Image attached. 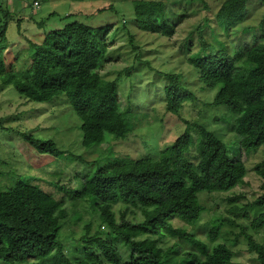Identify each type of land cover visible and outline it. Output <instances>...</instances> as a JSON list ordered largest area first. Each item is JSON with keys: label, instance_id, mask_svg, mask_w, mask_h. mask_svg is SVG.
<instances>
[{"label": "trees", "instance_id": "trees-1", "mask_svg": "<svg viewBox=\"0 0 264 264\" xmlns=\"http://www.w3.org/2000/svg\"><path fill=\"white\" fill-rule=\"evenodd\" d=\"M255 2L264 6V0ZM32 3L38 6L36 0ZM251 3L252 0H223L216 14L218 27L233 34L249 35L250 44L227 51L207 44L201 37L199 51L189 56L187 63L195 69L202 89L216 90L211 106H224L234 117L239 150L254 153L262 147V160L254 170L264 182V13L257 25H244ZM134 15L135 28L165 37L174 34L175 25L166 20L161 1H135ZM125 30L129 39L134 37L127 27ZM101 31L71 22L45 34L40 43L30 42L28 77L8 66L0 51L2 85L12 86L32 102H49L64 94L81 120L82 144L86 148L98 146L106 135L123 140L134 127L130 106L120 107L115 81L104 80L96 71L106 47L98 39ZM0 38H4V31H0ZM164 76L165 111L178 114L182 103L186 99L193 101L194 97L178 74ZM22 135L38 152L60 154L53 141ZM192 148L196 150L194 154L190 153ZM246 171L242 161L229 157L226 145L214 133L190 123L156 158L112 160L99 167L80 191L71 194L72 201L83 196L109 205H126L139 210L143 218L137 222L121 218L117 223L112 211L99 209L98 219L108 228L107 236L97 232L90 235L88 224L70 254L58 241L65 218L61 202L32 185L20 183L0 193V261L120 264L114 246L119 241L129 251L125 264H231L233 252L228 246L216 244L208 251L193 234L174 227L169 219L176 218L189 226L198 223L205 210L198 193L228 192L244 182ZM244 209L245 218L254 215L251 229L264 231V194ZM75 219H80V215ZM224 224L233 222L220 218L211 222V242L217 239ZM161 230L196 245L199 253L177 259L174 247L165 248ZM246 238L249 252H255L256 261L264 264V246L249 236ZM30 258L40 261L28 262Z\"/></svg>", "mask_w": 264, "mask_h": 264}, {"label": "rangeland", "instance_id": "rangeland-1", "mask_svg": "<svg viewBox=\"0 0 264 264\" xmlns=\"http://www.w3.org/2000/svg\"><path fill=\"white\" fill-rule=\"evenodd\" d=\"M135 1L138 0H36L38 6H34L32 0H0V31H4L0 51L5 63L25 77L31 75L27 58L30 42L40 43L45 34L71 22L93 30L102 29L98 39L106 47L96 71L104 80L115 81L120 107L130 106L134 124L125 139L114 140L106 135L98 146L86 148L82 144L81 120L64 94L49 102H32L12 86H3L0 80V193L24 183L60 201L65 218L58 241L70 254L84 235L86 225H90V235L97 232L103 233V237L109 232L98 219L99 209L112 211L117 223L121 218L135 222L143 218L139 210L126 205H109L83 196L72 201L71 194L80 191L94 172L108 162L156 158L188 124H198L226 145L230 158L244 163L247 170L244 182L228 192L198 193L205 209L198 223L189 226L176 218L169 222L176 228H185L208 251L216 244L228 246L233 252L231 264H259L256 253L248 250L246 236L264 246V231L251 229L254 215L245 218L244 208L264 194V182L254 170L262 160V147L254 153L239 150L234 117L224 106H211L216 90L202 89L195 69L187 63V58L199 51L202 38L207 44L227 51L250 44L252 38L218 27L216 14L223 0H152L164 4L166 20L175 25L171 37L135 28ZM255 1L247 9L244 25H257L264 13V6ZM125 27L133 38L129 39ZM164 73L178 74L194 97L193 101L186 99L182 103L178 114L165 111ZM189 132L194 135L192 130ZM22 134L53 141L60 154L38 152ZM195 152V148L190 150L191 154ZM250 211L247 209V213ZM78 215L80 219H75ZM217 218L233 224L221 226L217 239L211 242L208 232ZM161 232L165 248L174 247L177 259L199 253L196 245L187 244L164 230ZM114 246L120 264H125L129 251L122 242L115 241ZM39 261L28 259V262ZM0 264L7 263L0 261Z\"/></svg>", "mask_w": 264, "mask_h": 264}, {"label": "built area", "instance_id": "built-area-1", "mask_svg": "<svg viewBox=\"0 0 264 264\" xmlns=\"http://www.w3.org/2000/svg\"><path fill=\"white\" fill-rule=\"evenodd\" d=\"M35 5H36V3H35Z\"/></svg>", "mask_w": 264, "mask_h": 264}]
</instances>
